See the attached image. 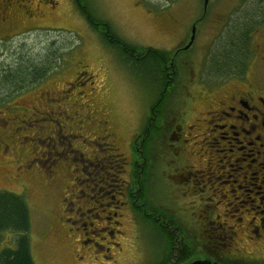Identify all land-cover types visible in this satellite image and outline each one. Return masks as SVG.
Returning a JSON list of instances; mask_svg holds the SVG:
<instances>
[{
    "label": "rangeland",
    "instance_id": "1",
    "mask_svg": "<svg viewBox=\"0 0 264 264\" xmlns=\"http://www.w3.org/2000/svg\"><path fill=\"white\" fill-rule=\"evenodd\" d=\"M220 1L208 5L204 19L197 23L194 19L201 13L202 0H83L95 17L106 20L112 32L134 46L171 51L187 43L191 28L195 26L190 47L178 52L173 59L176 72L171 77L173 83L166 90L162 118L164 131H158L152 139L151 158L156 165L150 170L149 177L141 179L144 180V186L146 180L148 182L145 191L149 202L166 212L165 215L177 219L185 235L192 238V244L201 249L206 247V232L209 233L204 229L208 221L205 218L210 214L205 206L213 205L217 198L211 185L188 177L192 170L200 167V159L206 162V159L217 157L214 151L216 146H210L208 141H197L200 134L187 129V124L181 125L178 131L175 128L178 120H182L186 114L185 111L188 123L194 117L203 115L209 105L205 99H209L208 92L211 91V84L204 83L220 77L210 69L208 62L215 48L214 42L221 37L222 22L227 15L225 9L218 22ZM231 1L239 4L235 5L234 11L245 4L240 0H226L224 4H230ZM5 5L9 6V16L6 15L8 9L4 8ZM4 15L5 18L2 17ZM97 28L100 31L102 26L98 25ZM57 29L73 32L65 34ZM96 30L89 27L73 0H0V66L14 62L24 52L34 53L38 57L45 45L51 42L55 43L53 52L59 55L55 61H51V66H57L58 60L66 56L61 66L47 74V83L44 85L47 87V106H37L43 109V113L53 111L47 117L25 120L31 114L30 105L36 102L42 88H30L7 100L6 92L0 91V190L23 194L29 205L31 224L28 235L35 264H153L163 255V236L143 217L152 215L140 216L139 212H134L131 206L133 200L128 196L130 190L135 191L139 184H131L129 163L135 157L139 163L142 162L139 159L142 155L137 154L132 139L143 127L162 85L160 79L157 80V59L137 56L136 52L123 55L120 47L105 42ZM181 39L183 41L179 42ZM76 40L77 44L70 52ZM83 69L85 73L80 82L73 84L76 71ZM56 111H59L61 118ZM80 113L90 116L83 132L76 127V116ZM68 114L74 118H69ZM101 119H105L114 132L112 140L117 149L111 153L119 152L125 160L123 167L114 169L111 174L105 170L93 173V169L97 168L95 161L92 165L83 161L89 167L86 168L76 158L81 150L84 157L95 156L102 159L99 162L103 161L101 157L106 155L107 146L102 144L104 140L98 139L101 134L95 125L96 120ZM46 122L44 126H39ZM48 123H59L67 129L66 133H73L69 141L72 149H76L75 155L65 152L58 155V159L59 162L70 159V168L76 166V170L68 174L67 170L54 168L52 174L58 177L59 182L44 186L49 174L44 173L43 169H49L50 163L49 160L40 161L36 156L40 157V153L45 155V151H39L31 145L42 147L46 145V140L49 144L48 139L45 142L43 139L36 140L37 136H45L43 132L38 133L40 129H47L50 126ZM75 132L80 133V136L75 137ZM188 134L196 135L197 142L190 144ZM146 138L149 139L148 136ZM146 138L142 142V151L149 146ZM219 143L221 147L223 144L228 145L223 141ZM66 144L63 141L62 145ZM27 165H41L43 169L38 166L28 170L31 168H26ZM81 168L89 174L85 176L83 171L78 170ZM70 184L74 192L81 193V196H70L74 208L68 215L74 218L73 211H81L84 213L82 221L87 222L90 220L86 219L87 216L96 217L99 213L108 220V215L116 212V216L113 215L114 218L106 223L117 229L113 237L101 238V231H98V235L89 234L103 244L112 245L109 252H100L92 245L84 246L80 241L83 236L75 235L82 232L77 223L70 225L56 222V218L65 216L62 205L66 200L61 198L69 194ZM203 195L208 196L207 201L201 199ZM99 219L102 220L94 221V226L103 225L104 218ZM115 220L119 223H115ZM209 220L216 221L214 218ZM67 228L73 233L68 238L63 235ZM15 234L5 231L1 246L9 245L8 241L14 244ZM241 240L238 239V246H241ZM113 241L120 243L113 248ZM205 252L204 255H209ZM82 253L95 258L81 261L79 255ZM105 253L112 257L101 258ZM213 255L220 253L215 251ZM228 263L264 264V259L257 263H245L231 256Z\"/></svg>",
    "mask_w": 264,
    "mask_h": 264
},
{
    "label": "flooded vegetation",
    "instance_id": "2",
    "mask_svg": "<svg viewBox=\"0 0 264 264\" xmlns=\"http://www.w3.org/2000/svg\"><path fill=\"white\" fill-rule=\"evenodd\" d=\"M216 1L217 0H204L203 2L202 0L201 13L196 19H194V22L198 23L200 20H203L205 13L208 12V5H212V3H215ZM225 1L226 0H221L219 6L221 13L219 14L218 22H220L221 16L224 15L223 11L225 9L227 10V15L225 14L226 17L222 22L223 24L227 21L228 16L234 12L235 7L239 5H237L235 1H231L230 4H224ZM241 1L243 0H240V2ZM244 2L245 4L240 6V8L249 5L247 1ZM4 8L8 9L6 5ZM9 13L10 11L8 9L6 15L9 16ZM2 17L5 18V15ZM257 25L258 26L251 34L250 55H248L245 66L240 70L230 73L229 76L217 73L220 76L219 79L216 78L211 82H205L204 84H211V91L208 92L210 97L209 99H205V102L209 104L208 108L203 112V115L194 117L191 123H188L186 118L187 112L185 111L186 114L181 118L182 120H178V123L176 124L175 131H178L181 128V125L184 126L187 124V129L195 130L200 134L197 141H202L203 143L208 141L210 146H216L214 151L215 156L217 157L206 159V162L200 159L198 161L200 167L192 170L191 174H189L190 177L188 178L195 177L198 181L211 185L214 193H216L217 201L213 205L207 204L205 206V209L208 210L210 214L205 218V221L206 219H208V221L204 225V229L209 231V233L206 232L207 240L204 249L195 247V245L192 244V238L185 235L184 230L182 234L178 232V229L181 227L176 222L177 219L170 216H156L159 220H157V223L160 224L161 228L166 230L167 235L172 239L171 248L167 254L166 262H163L166 258L165 256L160 264H181L185 259L187 260V263L201 260L205 262L204 264H229L228 261L231 260V256H234L245 263H257L264 259V17L259 19ZM218 26H220L219 23ZM190 36L187 42L190 40ZM182 41V39L179 40V42ZM186 44L187 43L180 45L174 50H168V52H172L173 59L178 52L190 47L184 48ZM156 53L157 59H159V57L161 58V54L157 51ZM162 70L163 65L159 64L157 61V73L160 78L163 74ZM84 73L85 69L76 71L75 79L72 83H79L81 80L80 78ZM46 83L47 74L37 78L35 82L30 83L17 93L14 92L15 94L13 97L26 92V90L30 88H42V92L37 95L36 102H32V105H30L32 106V111L30 116L25 119L26 121H33L34 117L39 116L47 117V114L53 113V111H44L43 113V109L37 107L47 106V87L44 86ZM84 83L85 82H83V84ZM18 107L20 108V106ZM56 112H58V117L61 118L59 111ZM67 116H69V118L71 117V119L74 118L69 114ZM148 117L155 118L157 116L149 114ZM89 121L90 116L87 114H77L76 127L80 132H83L85 131V124L89 123ZM157 121L160 125V133H163V120L160 119ZM45 124H47V122L39 126H44ZM48 124H50V126H48L47 129H40V132L38 133L40 134L43 132L46 137L37 136L36 140L43 139L45 142V139H48L49 144H47L46 140V145L42 147L38 145L31 146L37 148L39 151H45V155L40 153V157H36L40 159V161L49 160L50 168L44 170L41 165H36L34 167H28L29 165L26 166V168H31L28 170L41 166L44 173L49 174L44 186L47 184L54 185L59 182L58 177L52 174L54 168L56 170L59 168L67 170L66 173L68 174L75 173L76 170V166L70 168V159L61 162H59L58 159V155H62L65 152L74 153L75 155L76 149H72V143L69 141V137H72L73 133H66L67 129L63 128V125H60L59 123ZM95 125L101 134L98 139L100 138L99 140H104L103 143L100 142L107 146L105 147L107 148L106 155L101 157L104 158L103 161L99 162L102 159L100 160L95 156L84 157V152L81 150L76 158L79 160L78 163L81 162L82 167L86 166V168H89L88 165L94 164L93 161H95L97 168L93 169V173H96L97 170H105L106 173L111 174L110 172L114 169L123 167L125 160L119 152L111 153L116 151L115 149L117 148L112 140L114 132L111 130L108 122L105 119L96 120ZM63 132L64 134H62ZM215 132H218L216 136H214ZM75 133V137L78 135L80 136V133ZM137 134H139V132ZM196 137V135L188 134L189 141H191L190 144L197 142L195 140ZM134 138L136 139L137 137L134 135ZM134 138L132 141H135ZM143 140L144 138L142 137L139 142L140 149L143 147ZM63 141L67 142L66 146L62 145ZM219 141L226 142L228 145L226 146L223 144L221 147ZM151 146L152 139L149 147ZM139 152L141 153V150ZM83 161H87L88 165L83 163ZM132 162L133 160L129 163L130 166H132ZM78 170L83 171L85 176L89 174V172L82 168ZM131 174L132 168L130 176ZM75 178L76 177H74V179ZM103 178L106 177L104 176ZM86 179L87 182H90L89 178ZM132 180L131 177V181ZM71 186L72 184H70L68 188L69 194L64 196V198H61L63 201L66 200L65 204L62 205V212L65 216H59L56 218V222L62 221L63 224L70 225L77 223L82 232H77L75 235L83 236L80 241L84 246L92 245L94 248L96 247V249H99L100 252L101 250L106 253L109 252L112 249V245L103 244L89 236V234L98 235V231H101V234H103L101 238L106 239L108 237H113L118 231L114 226H109L106 223L110 222L111 218H114L113 215L116 216V212L113 211L112 214L109 212L110 215L107 217L108 220L105 219V215L100 216L99 213H97L96 217H93V215L87 216L86 219L90 220H87L86 222L82 221V215H84V213L75 210L73 211L75 214L73 218V215H68V213L72 211L74 205L73 199L70 198V196L75 195L80 197L81 193L78 192L77 194L74 192ZM98 191H100V189ZM193 191L195 192V190ZM207 195L201 196V199L205 198L207 201ZM89 199H91V197ZM99 204L102 205L100 202ZM232 206L234 208H231ZM225 207L226 209H231L225 210ZM87 211H89V209H87ZM227 213H230V215H227ZM101 217L104 218L103 225L94 226L93 222L102 220L99 219ZM209 218H214L216 221L209 220ZM115 223H119V221L115 220ZM71 234L73 233L70 229L67 228L64 230V237L68 238ZM161 234L162 230L160 231V235ZM239 238L242 239L241 246H238L237 244ZM165 240L167 241L168 238ZM109 242L110 241H108V243ZM119 243L120 242L113 241V248ZM205 251H207L209 255H204L206 253ZM215 251H218L220 255L214 256L213 252ZM106 253L102 254L101 258L102 256H105V259H110L112 256L110 257V255ZM229 253L231 254L228 256L227 254ZM84 258L94 260L95 257L85 253L79 255L81 261ZM97 258L98 257H96V259ZM156 262L157 260L155 263Z\"/></svg>",
    "mask_w": 264,
    "mask_h": 264
},
{
    "label": "trees",
    "instance_id": "3",
    "mask_svg": "<svg viewBox=\"0 0 264 264\" xmlns=\"http://www.w3.org/2000/svg\"><path fill=\"white\" fill-rule=\"evenodd\" d=\"M243 1H247L249 5L243 6L240 9L237 8L234 11L235 15L231 16L232 14H230L228 16L227 21L223 24V28L221 29V37L217 42H214L215 48H213L209 55L208 62L210 69L216 74H230L242 69L246 64L248 55H250L251 34L258 26L259 19L264 17V0ZM73 3L84 17L89 27L96 30L98 29V25L102 26L100 31H96L101 34L105 42L120 47L123 55H129L136 52L137 56H148L157 59L156 51L161 54V58L159 57L157 61L159 64L163 65V74L162 77H159L157 80L160 79L162 85L160 86V92L157 99H155L150 106V114L156 115L157 117H146L143 127L139 131V134H137V136L139 135L140 137L137 139L134 138L135 141L133 140L137 154L142 155V157H139L142 162L139 163L136 157L135 159H132L131 177L133 180L131 181V184L132 182H139V184H137L135 191L130 190L128 196L131 201L133 200L131 206L133 207L134 212H139L140 216L143 214L152 215L143 217L147 218V220L154 225L158 231L162 230L161 235L164 240V249H162L163 255L161 258L157 259L155 264H160L165 256L166 258L163 262H166L167 254L171 248L172 239L167 235L166 230L161 228L160 224L157 223L158 218L156 215H162L161 217H167L168 215H165L166 212L161 211L158 206L155 207L149 202L145 191L148 182L146 180V185L144 186V180L141 178L149 177L150 170L156 165L152 162V148L149 146L151 145V139H154V135L160 131V125L156 123V121L160 119L162 120L163 118V102L165 103L167 98V86L173 83L171 77L174 72H176V65L174 64L172 53L167 50L157 49L150 46L141 47L127 43L112 32L106 20L95 17L89 7H86L85 4H83V0H73ZM6 7L8 8L9 6L6 5ZM238 10L239 12H237ZM57 30H61L65 34L67 32H73L65 29ZM77 37L79 36L77 35ZM76 44L77 40L71 47L70 52ZM54 47L55 43L51 42L50 44L45 45L42 49V53H39L38 57H36L34 53L24 52L19 54L14 62L0 66V91L6 92L5 100L10 97L12 98L13 95L22 90V88L35 82L37 78L56 70L63 64V60L66 56L63 57L62 60H58L57 66L50 65L51 61H55L59 56L55 51L53 52ZM147 136L149 139L146 138ZM142 137L149 141V146L143 149L144 151L139 147V142ZM140 150L141 153L139 152ZM133 171L135 172V175ZM148 211H152L153 213H148ZM30 224L29 205L25 200L24 195L0 190V264H35L30 250V239L28 235ZM5 231L16 233L14 244L13 242L10 244L8 241L9 245L1 246V240ZM178 232L182 234L183 229L179 228ZM166 238H168L167 241L165 240ZM186 262L187 260L185 259L181 264H185Z\"/></svg>",
    "mask_w": 264,
    "mask_h": 264
},
{
    "label": "water",
    "instance_id": "4",
    "mask_svg": "<svg viewBox=\"0 0 264 264\" xmlns=\"http://www.w3.org/2000/svg\"><path fill=\"white\" fill-rule=\"evenodd\" d=\"M194 35H195V26L193 25L192 29H191L190 40L187 42V44L184 46V48H188L191 45V42H192V40L194 38ZM204 263H205L204 261L195 260V261H192V262H189V263H186V264H204ZM213 264H215V263H213Z\"/></svg>",
    "mask_w": 264,
    "mask_h": 264
},
{
    "label": "bare ground",
    "instance_id": "5",
    "mask_svg": "<svg viewBox=\"0 0 264 264\" xmlns=\"http://www.w3.org/2000/svg\"><path fill=\"white\" fill-rule=\"evenodd\" d=\"M68 234V233H67ZM60 238V237H59Z\"/></svg>",
    "mask_w": 264,
    "mask_h": 264
}]
</instances>
